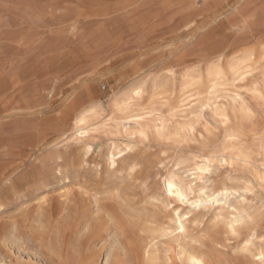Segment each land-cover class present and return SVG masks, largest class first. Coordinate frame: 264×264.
<instances>
[{
	"label": "rangeland",
	"instance_id": "1",
	"mask_svg": "<svg viewBox=\"0 0 264 264\" xmlns=\"http://www.w3.org/2000/svg\"><path fill=\"white\" fill-rule=\"evenodd\" d=\"M261 42L264 0H0V264H82L98 250L94 264H141L135 246L148 236L160 243L167 210L180 203L167 200L164 179L208 152L220 154L233 131L256 151L254 165L215 160L210 176L215 187L246 188L252 222L228 236L210 213L197 216L188 230L194 238L204 234L218 264H255L243 243L254 233L264 250V184L255 178L264 164V152L256 149L264 141V109L256 105L241 129L206 110L192 136L134 139L110 168L104 155L111 142L123 148L122 134L99 129L85 152L74 132L80 114L94 103L106 108L114 92L140 76L172 83L171 102L155 106L166 116L187 71H204L211 60L258 49ZM62 187L70 191L65 198ZM42 195L47 202L39 206ZM125 210L139 216L129 218L127 236L113 226ZM88 219L113 228L90 243L82 229Z\"/></svg>",
	"mask_w": 264,
	"mask_h": 264
},
{
	"label": "bare ground",
	"instance_id": "2",
	"mask_svg": "<svg viewBox=\"0 0 264 264\" xmlns=\"http://www.w3.org/2000/svg\"><path fill=\"white\" fill-rule=\"evenodd\" d=\"M263 56L264 42H261L258 49L235 51L227 60L222 57L211 60L204 71H200V67L198 70L187 71L183 75L181 93L177 96L171 110L167 112L169 118H166L167 114L164 116L162 111L155 106L157 103L165 106L171 102L174 97L172 83L166 81V78H159L154 83H150L148 78L140 76L133 84L114 92L110 96L106 108L100 103H94L80 114L75 122L74 140L86 152L93 147L87 141L99 129L119 131L127 142L120 144L123 146L120 150L114 143H109L105 157H103L107 167L110 168L117 165L118 158L132 150L134 139L145 140L149 136L161 137L164 134L175 140L192 136L196 131V125L201 123L206 110L219 119L223 125L240 128L252 118L256 105L264 109V67L258 68L257 66L262 59L260 57ZM170 76H173V73ZM174 118L180 120V123H171L169 119ZM92 119H99L100 123L96 125ZM241 141L235 131L228 133L220 154L208 152L204 156L197 157L192 168L177 166L164 179L165 197L169 201L180 203L167 210L168 222L165 227L160 228V235L158 234L161 239L160 243L155 242V237L147 235L144 243H139L138 247L135 246L134 251L138 259L141 260V264H218L207 247L204 234L200 233L195 238L189 235V226L197 221V216L201 215L203 218L211 213L214 225L222 224L228 236H237L243 227L251 224L250 213L252 211H249L246 188L236 187L227 182L215 187V180H212L210 176L211 166L215 160L226 163L228 160H236L242 165H254L253 154L256 151L251 147L242 146ZM256 147L264 152V141L259 142ZM258 167L260 171L256 173L255 178L264 184V164ZM241 190L245 194H240ZM69 192L68 188L62 187L59 190V197L65 198ZM189 195H193L192 198ZM181 196H183V200L180 198ZM37 201L41 206L47 202V198L42 195ZM127 213L125 210L121 215L119 214L120 219L116 220L114 214L111 213L108 216L110 224L115 220L113 222L114 229L123 234L127 233L129 225L132 224L129 218H134L132 213ZM138 217L133 221L136 222L135 219ZM92 221L88 219L82 222V229L90 232L87 237L90 243L101 239L104 233L111 231L110 227H112L109 226L107 220L101 224L92 223ZM151 222L160 225L159 222L156 223L157 220ZM141 223L142 225L144 223V226L146 224L145 222ZM137 226L140 227V225ZM125 236L127 235L125 234ZM210 241L211 243L215 242L214 240ZM110 250L112 251V249ZM120 250L122 251V249ZM111 251L109 252L113 253ZM243 251L250 256L255 264L264 262V250L254 233L244 240ZM99 252V250L96 251V257ZM110 253H107L108 258L105 256L106 260L110 258ZM95 256L92 261L85 260L82 264H94L97 260ZM134 262L136 263L135 260Z\"/></svg>",
	"mask_w": 264,
	"mask_h": 264
},
{
	"label": "snow or ice",
	"instance_id": "3",
	"mask_svg": "<svg viewBox=\"0 0 264 264\" xmlns=\"http://www.w3.org/2000/svg\"><path fill=\"white\" fill-rule=\"evenodd\" d=\"M169 187L171 188V185H169ZM170 194H171V192H170ZM180 198L183 200V196H181ZM181 230H183V229H181Z\"/></svg>",
	"mask_w": 264,
	"mask_h": 264
},
{
	"label": "built area",
	"instance_id": "4",
	"mask_svg": "<svg viewBox=\"0 0 264 264\" xmlns=\"http://www.w3.org/2000/svg\"><path fill=\"white\" fill-rule=\"evenodd\" d=\"M103 88H105V87H103Z\"/></svg>",
	"mask_w": 264,
	"mask_h": 264
}]
</instances>
